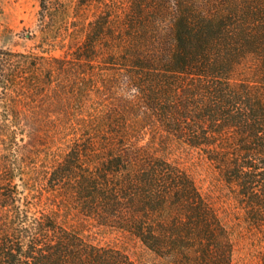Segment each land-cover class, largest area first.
Listing matches in <instances>:
<instances>
[{"label":"trees","instance_id":"1","mask_svg":"<svg viewBox=\"0 0 264 264\" xmlns=\"http://www.w3.org/2000/svg\"><path fill=\"white\" fill-rule=\"evenodd\" d=\"M65 11L41 0L34 50L0 48V264H139L72 221L165 264H233L217 209L167 157L178 146L264 243V0H78L89 16L56 22Z\"/></svg>","mask_w":264,"mask_h":264},{"label":"rangeland","instance_id":"2","mask_svg":"<svg viewBox=\"0 0 264 264\" xmlns=\"http://www.w3.org/2000/svg\"><path fill=\"white\" fill-rule=\"evenodd\" d=\"M78 0H60L65 12L54 17L62 23L78 17L89 16L88 12L76 15ZM57 6L58 2H54ZM41 0H0V48L17 52L34 50V34H39L41 23L39 11ZM60 54V52H56ZM170 161L184 168L195 180L200 191L213 203L223 223L230 232L233 244V264H264V243L262 233L251 228L243 213L230 198L228 189L219 179L212 167L196 152L178 146L167 155ZM73 226L89 241L103 246H116L139 264H165L156 258L140 242L131 240L122 234L103 227Z\"/></svg>","mask_w":264,"mask_h":264}]
</instances>
